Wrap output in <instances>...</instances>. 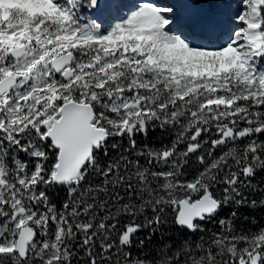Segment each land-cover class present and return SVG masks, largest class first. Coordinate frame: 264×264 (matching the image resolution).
<instances>
[{"label": "snow or ice", "instance_id": "6c2138e0", "mask_svg": "<svg viewBox=\"0 0 264 264\" xmlns=\"http://www.w3.org/2000/svg\"><path fill=\"white\" fill-rule=\"evenodd\" d=\"M241 210L264 0H0V264H264Z\"/></svg>", "mask_w": 264, "mask_h": 264}, {"label": "trees", "instance_id": "16d2710c", "mask_svg": "<svg viewBox=\"0 0 264 264\" xmlns=\"http://www.w3.org/2000/svg\"><path fill=\"white\" fill-rule=\"evenodd\" d=\"M158 140H159V134L158 133H155V134L150 133L149 134V142L150 143L158 142ZM244 216H249L250 219L252 216H255L257 220H259L261 223H264V211L257 210L256 212H251L250 210H241L240 217L236 221L237 227H240V228L250 227V220L245 221ZM211 226L212 227H209V225H207L208 228H213L216 225L212 224Z\"/></svg>", "mask_w": 264, "mask_h": 264}, {"label": "rangeland", "instance_id": "374dc122", "mask_svg": "<svg viewBox=\"0 0 264 264\" xmlns=\"http://www.w3.org/2000/svg\"><path fill=\"white\" fill-rule=\"evenodd\" d=\"M155 2L157 3H166L168 2V0H155ZM203 3L208 4V5H213L215 3V0H202ZM225 2H230L232 4V7L235 8L236 7V0H225ZM212 224H209V227Z\"/></svg>", "mask_w": 264, "mask_h": 264}]
</instances>
